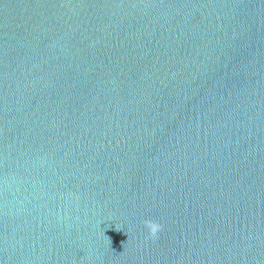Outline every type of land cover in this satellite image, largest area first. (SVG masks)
<instances>
[{"label":"water","instance_id":"1","mask_svg":"<svg viewBox=\"0 0 264 264\" xmlns=\"http://www.w3.org/2000/svg\"><path fill=\"white\" fill-rule=\"evenodd\" d=\"M0 264H264V0H0Z\"/></svg>","mask_w":264,"mask_h":264},{"label":"clouds","instance_id":"2","mask_svg":"<svg viewBox=\"0 0 264 264\" xmlns=\"http://www.w3.org/2000/svg\"><path fill=\"white\" fill-rule=\"evenodd\" d=\"M144 226L147 229L148 232V236L150 238H157L158 234L162 231L163 229V225L160 224L159 222H156L154 220L151 219H146L144 221Z\"/></svg>","mask_w":264,"mask_h":264}]
</instances>
